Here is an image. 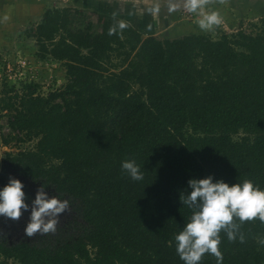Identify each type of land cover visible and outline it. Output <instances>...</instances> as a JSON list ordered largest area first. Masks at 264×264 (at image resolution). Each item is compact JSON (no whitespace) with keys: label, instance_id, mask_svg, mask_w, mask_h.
Listing matches in <instances>:
<instances>
[{"label":"trees","instance_id":"obj_1","mask_svg":"<svg viewBox=\"0 0 264 264\" xmlns=\"http://www.w3.org/2000/svg\"><path fill=\"white\" fill-rule=\"evenodd\" d=\"M73 15L48 9L32 31L39 58L64 63L66 89L44 96L25 82L0 99L16 140L36 141L8 154L11 169L67 200L69 218L17 243L0 237V264H184L174 237L193 212L180 200L190 179L264 189V18L256 32L160 39L112 16L77 31ZM117 51L124 64L111 71ZM234 222L236 239L219 233V264H264V221Z\"/></svg>","mask_w":264,"mask_h":264},{"label":"rangeland","instance_id":"obj_2","mask_svg":"<svg viewBox=\"0 0 264 264\" xmlns=\"http://www.w3.org/2000/svg\"><path fill=\"white\" fill-rule=\"evenodd\" d=\"M147 1L139 2V4L143 3L140 4L142 8L146 7ZM109 2L111 4L105 5L104 8L100 3V8L96 9L97 6L94 4L97 3V0H0V99L13 97L16 90L24 92L26 88H23L26 83L27 85L30 83L38 85V93L44 96H48L54 91H64L69 83L66 67L63 62L52 60L49 57L46 59L39 58L37 41L32 37L33 29L41 22L43 13L48 9L71 7L74 13L72 23L74 30L83 31L90 27L96 31L100 30L104 19L111 15V13H107V9L111 6L114 9L117 4V0ZM184 3L182 4L184 7L178 12L182 19L185 17L189 19L191 17L189 14L193 12L185 10L186 4ZM153 4L157 5L156 2ZM231 5L233 6L231 3L226 4L224 9L233 12ZM7 7H10V10H5ZM234 7L244 15L243 18H238L234 23L232 20H227L229 21L227 24L214 25L211 29H202V31L210 33L209 35H212L213 38H219L224 33L232 34L241 30L256 32L261 29V21L264 18V0H247V2L236 0ZM256 7H260V9ZM209 8L211 9V7L204 8L205 12L201 14L209 13ZM212 11L214 10L210 12ZM219 13H221L220 16L224 17L227 14L222 10ZM114 17H118V15L114 13ZM187 22L191 21L187 20ZM162 28L161 31L155 33L156 27H151L153 32L144 30L143 35L144 37L154 35L160 39H169L168 35L163 32L166 27ZM122 53L123 51L113 53L110 62L107 63L109 70L116 71L123 66L124 63L122 62L125 56ZM11 121V114L8 111H2L0 108V172L4 167L10 169L9 153L17 154L23 150H32L36 146V141L18 142L16 137L19 134L11 128ZM243 136L244 134L241 133L236 136V139H241ZM47 192L50 196L54 195L50 191ZM68 218L69 208L67 207L66 211L58 217L56 227L63 226ZM26 224V222L21 225L15 224L14 228L10 230L0 225V237L11 233V240L13 241L26 238L27 234L24 231ZM60 231L64 230L60 229ZM38 234L40 233L33 236ZM9 264H18V262L10 260Z\"/></svg>","mask_w":264,"mask_h":264},{"label":"clouds","instance_id":"obj_3","mask_svg":"<svg viewBox=\"0 0 264 264\" xmlns=\"http://www.w3.org/2000/svg\"><path fill=\"white\" fill-rule=\"evenodd\" d=\"M204 0H186L185 7L189 12H197L203 7ZM221 23L218 12L202 14L198 20L201 29H211ZM124 28L123 21L119 24ZM122 169L133 180H142L143 173L135 160H125ZM25 185L15 177H10L6 185L0 188V216L18 220L23 212H29V221L25 233L31 237L37 233L55 231L58 217L68 207L67 200L57 195L50 196L42 185L36 192L31 204L26 201ZM188 189L180 196L181 203L193 208V212L183 229L175 235L176 251L184 264H199L203 254L211 253L222 259L219 251L221 230L227 233L230 240L236 239L240 223L259 218L264 221V189L256 186L251 180L229 184L212 175L205 178H192ZM243 240V237H240Z\"/></svg>","mask_w":264,"mask_h":264},{"label":"crops","instance_id":"obj_4","mask_svg":"<svg viewBox=\"0 0 264 264\" xmlns=\"http://www.w3.org/2000/svg\"><path fill=\"white\" fill-rule=\"evenodd\" d=\"M109 1L112 0H97V3L94 4V6H97L96 9H99V5L101 3L102 7L104 8L106 7L105 5L111 4ZM144 1L145 0H117V4L116 6H114V9L113 6H111L110 8L112 9L108 8L107 13H111L110 16L112 17H114L115 13L119 18L129 19L130 21H135V23L140 22L141 24H144L146 26V29L148 28L147 32L152 30L151 27H156L157 30H155V33H158L163 29L162 27L165 26L166 28L163 32L165 33V35H168L167 37H169V39H178L192 34L209 35L210 33L203 32L199 24L197 23V20L202 18L201 13L205 12V9L208 7H211V9L209 8L210 10L208 9L209 12L211 10H214L218 13L221 12V10L227 12V14L225 15L226 19L224 16H220V24L229 23V21L227 20H232V22L234 23L238 18L244 17V15H242V13L238 11L239 9H235L234 7L236 0H204L203 7L197 12L189 14L191 16L189 19L187 17L182 19L181 14H179L178 12L182 7H184L182 6V4L184 2V4H186V0H148L145 7L146 10L135 11L134 5L143 4ZM139 2L143 3L139 4ZM153 2H156L157 5L153 4ZM243 2H247V0H243ZM230 3L233 4V6L231 5L233 12H230L229 9H224L226 4L229 5ZM256 8L260 9V7ZM247 9H250V7H247ZM5 10H10V7H7V9ZM185 10H187V8H185ZM220 14L221 13H219V15ZM187 20H190L191 22H187ZM154 24L156 26H154Z\"/></svg>","mask_w":264,"mask_h":264},{"label":"water","instance_id":"obj_5","mask_svg":"<svg viewBox=\"0 0 264 264\" xmlns=\"http://www.w3.org/2000/svg\"><path fill=\"white\" fill-rule=\"evenodd\" d=\"M10 177H15L23 181V184L25 185L24 191L26 195L35 196L33 194H36L37 190L41 187V185L36 184L32 180L19 176L15 171L11 169L10 166L9 170L4 167L0 172V188L8 183ZM3 219H7V217L0 216V222H3Z\"/></svg>","mask_w":264,"mask_h":264},{"label":"flooded vegetation","instance_id":"obj_6","mask_svg":"<svg viewBox=\"0 0 264 264\" xmlns=\"http://www.w3.org/2000/svg\"><path fill=\"white\" fill-rule=\"evenodd\" d=\"M33 195H36V194H33ZM35 199V196H31V195H26V201L27 203L31 204L32 200ZM29 213L28 212H23L22 216L20 217V219L18 220H12L10 218H7V219H3V223H1L0 225H3L5 227V229H8L10 230L11 228H14V225L15 224H23V223H28L29 221ZM8 225V226H7ZM7 231V230H5ZM2 238H5L7 239L10 243H17L18 241H21L23 239H27L29 238V236H27L26 238H22L18 241H13L11 240V233L10 234H7V235H3Z\"/></svg>","mask_w":264,"mask_h":264}]
</instances>
